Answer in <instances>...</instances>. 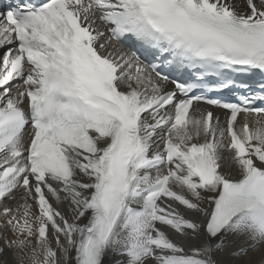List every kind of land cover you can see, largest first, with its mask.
I'll return each instance as SVG.
<instances>
[{"label":"snow or ice","instance_id":"1","mask_svg":"<svg viewBox=\"0 0 264 264\" xmlns=\"http://www.w3.org/2000/svg\"><path fill=\"white\" fill-rule=\"evenodd\" d=\"M261 245L264 0L0 6V264Z\"/></svg>","mask_w":264,"mask_h":264},{"label":"bare ground","instance_id":"2","mask_svg":"<svg viewBox=\"0 0 264 264\" xmlns=\"http://www.w3.org/2000/svg\"><path fill=\"white\" fill-rule=\"evenodd\" d=\"M6 203H8L6 201ZM234 247H244L247 248L246 243H242L240 240H236ZM227 264H264V245L259 246L256 249H248L246 256H241L238 261H233L227 258Z\"/></svg>","mask_w":264,"mask_h":264}]
</instances>
